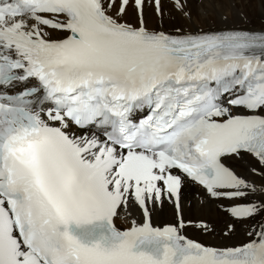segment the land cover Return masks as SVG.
<instances>
[{
    "label": "snow or ice",
    "instance_id": "1",
    "mask_svg": "<svg viewBox=\"0 0 264 264\" xmlns=\"http://www.w3.org/2000/svg\"><path fill=\"white\" fill-rule=\"evenodd\" d=\"M192 2L0 0V264H264V28Z\"/></svg>",
    "mask_w": 264,
    "mask_h": 264
},
{
    "label": "bare ground",
    "instance_id": "2",
    "mask_svg": "<svg viewBox=\"0 0 264 264\" xmlns=\"http://www.w3.org/2000/svg\"><path fill=\"white\" fill-rule=\"evenodd\" d=\"M234 4V6H233ZM192 10V21L189 22L178 14H174V19L172 17H165L164 26L169 28L168 25L174 22L173 26L176 27H220L224 26L226 23L229 27H241L250 28L252 26H257V29L264 28V0H226V2L217 10L213 11L208 17H204L199 9L196 0H193L191 4ZM243 14V15H242ZM221 15H227L228 20L223 22L220 20ZM252 17V21L250 18ZM246 18V19H245ZM254 22V23H253ZM151 23L155 24V18L152 19ZM172 25V24H170ZM245 25V26H239ZM172 26V27H173ZM189 195L191 197L192 203L191 207L188 208L187 214L193 218H215L213 210L207 207H201L198 203L199 197L197 194L190 190ZM173 213L169 206H165L162 209H157L153 214V223L162 224L168 223L172 220ZM166 218V219H165ZM119 226H126L123 219L117 220Z\"/></svg>",
    "mask_w": 264,
    "mask_h": 264
},
{
    "label": "rangeland",
    "instance_id": "3",
    "mask_svg": "<svg viewBox=\"0 0 264 264\" xmlns=\"http://www.w3.org/2000/svg\"><path fill=\"white\" fill-rule=\"evenodd\" d=\"M251 19H252V17L250 18V21H252ZM253 23H254V22H253ZM170 24H172V25H170ZM170 24L168 25L169 28H171V27L174 25V22H172V23H170ZM239 26H245V25H239ZM173 27H176V26H173ZM245 27H246V26H245ZM250 28H256V29H257L258 27H257V26H252V27H250ZM165 219H166V218H165Z\"/></svg>",
    "mask_w": 264,
    "mask_h": 264
}]
</instances>
